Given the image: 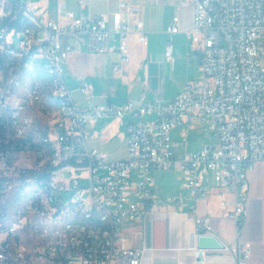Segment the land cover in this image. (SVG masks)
I'll return each instance as SVG.
<instances>
[{
	"label": "built area",
	"instance_id": "obj_1",
	"mask_svg": "<svg viewBox=\"0 0 264 264\" xmlns=\"http://www.w3.org/2000/svg\"><path fill=\"white\" fill-rule=\"evenodd\" d=\"M37 2L0 0V132H6L0 139V264H141L142 250L126 246L121 223L156 209L155 175L172 167L181 171L180 186L192 192L193 201L207 198L210 183L229 192L228 216L238 222L247 172L264 162V0H183L192 8L194 45L186 56L198 61L201 76L169 100L94 107H80L72 96L79 90L89 101V82L75 79L71 90L59 72L81 45L91 53L115 51L111 69L124 76L127 13L68 10L67 22L60 24ZM119 8L128 10V0H119ZM23 14L41 21L42 40H33ZM166 30L179 28L171 23ZM134 31L145 44L140 19ZM171 50L167 41V59ZM33 53H43L52 65L56 109L42 106ZM26 67H34L33 90L24 89ZM126 114L152 118L128 123L123 158L87 145L90 118ZM196 124L210 141L176 159L171 129ZM70 200H79L80 209L70 208ZM170 200L181 210H194L185 196ZM194 223L198 234L211 233L210 216L196 215ZM249 251L250 243L241 240L229 249L239 263ZM205 253L195 250L200 260Z\"/></svg>",
	"mask_w": 264,
	"mask_h": 264
},
{
	"label": "crops",
	"instance_id": "obj_2",
	"mask_svg": "<svg viewBox=\"0 0 264 264\" xmlns=\"http://www.w3.org/2000/svg\"><path fill=\"white\" fill-rule=\"evenodd\" d=\"M128 2V10L119 8V0H85L82 5L78 4L77 0H38L37 3L41 12L60 24L67 22L64 13L68 10L76 14H110L117 10L127 13L130 31L126 36L129 52V60L125 64L126 73L120 76L112 71L110 66L117 59V53L109 51L103 54L102 61L99 60L96 66L101 72H106L110 68L113 76L105 75V79L100 76L99 79L112 85L113 80L117 78L122 86H125L128 96H113L117 101L120 99L121 104L116 105H122L128 99L134 102L169 100L182 89L187 81L198 79L201 76L198 61L186 56V53L194 47L189 31L192 24L191 5L183 3V0H160L158 2L128 0ZM136 19L143 22L145 44L139 42L138 35L134 31ZM171 23L178 26L177 32L166 30ZM167 41L172 44L169 59L164 55ZM67 68L66 65V70ZM75 79L79 78L75 77ZM137 84L142 87L140 93L136 92ZM102 96V100L106 101L105 104L113 103L106 96ZM144 116L152 115L130 114L124 121L121 120L124 116L121 118H90L87 127L93 128L92 124L89 125L91 119L100 121L96 122L95 129L89 133V136L87 133V142L93 136L99 139L100 144L118 138L125 141L124 154L126 155V127L129 122L146 121L151 118H144ZM108 155L112 157L109 153ZM174 156L179 159L184 156V153L174 152ZM159 172L161 170L156 173L155 181ZM179 180L181 181V175ZM247 183L244 212L237 217L239 223L233 217L228 216L233 207L232 195L216 187L214 183H210L207 188V198L196 201L192 200V192L183 187L181 188L185 189V193L160 199L158 195L160 187L155 183L158 190L156 209L149 211L142 218L125 219L121 223L124 226L122 232L126 246L142 250L141 264H264V162H256L253 165L248 172ZM178 196H185L194 205V210H181L175 202L170 200ZM196 215L210 216L211 233L224 245V248L206 249L205 257L201 260L195 254L196 236L198 235L194 223ZM237 240L250 243L248 257L241 263L233 253L229 252Z\"/></svg>",
	"mask_w": 264,
	"mask_h": 264
},
{
	"label": "rangeland",
	"instance_id": "obj_3",
	"mask_svg": "<svg viewBox=\"0 0 264 264\" xmlns=\"http://www.w3.org/2000/svg\"><path fill=\"white\" fill-rule=\"evenodd\" d=\"M104 53H91L88 52L87 49L83 46H77V49L71 53L67 59V70H65V82L67 83L69 89H75L77 87V81L75 77L81 79H87L91 86V96L89 97V101L86 100L85 95L79 90L72 91L73 99L76 104L80 107H94L98 105H105L106 101H103V96L109 98L113 103V105L121 104L120 99L117 101L113 98V96H128L126 94L125 86L119 82L117 78H115L112 85L106 84L104 81L100 80V76H103L105 79V75L108 77L113 76L110 68L107 69L106 72H101L97 68V63L102 61V57ZM111 67V66H110ZM102 73V74H101ZM142 85V84H141ZM144 86V85H143ZM140 85H136V92H141ZM125 89V90H124ZM128 89V86H127ZM102 97V98H101ZM134 101V100H133ZM136 102V101H135ZM107 104V103H106ZM130 114L121 118L124 121ZM152 118V116H144V118ZM99 119H91L89 121V125L92 124V127H87V133H92L95 129L96 122H99ZM203 125L196 124L193 128L186 129L182 125H178L171 130V145L172 150L175 153H186L187 151L197 149L201 147L203 144L208 143L210 141L209 132L203 129ZM91 136V135H90ZM89 147H96L98 150H103L109 153L112 157L120 158L125 155V141L115 138L111 140V142L100 144L99 139L95 136L90 137L88 142ZM249 172V171H248ZM247 172V175H248ZM181 175V171L176 168H168L163 169L161 172L157 174L156 177V185L159 188V198H166V196L182 194L185 193V189H182L180 186L181 181L179 177ZM156 176V175H155ZM122 231H124V226L121 225Z\"/></svg>",
	"mask_w": 264,
	"mask_h": 264
},
{
	"label": "bare ground",
	"instance_id": "obj_4",
	"mask_svg": "<svg viewBox=\"0 0 264 264\" xmlns=\"http://www.w3.org/2000/svg\"><path fill=\"white\" fill-rule=\"evenodd\" d=\"M23 22H27L28 30H33V40H42L43 29H41V21L33 20L32 14H23ZM33 61L35 64V83L37 92H41L42 106L45 109H56L57 101H53L52 89L55 86V76L51 74L52 65L43 53H33ZM65 73L59 72V80H65ZM34 67H26L24 72L23 83L24 89L33 90ZM0 139H6V132H0ZM36 144H43V137H36ZM70 208L80 209L79 200H70Z\"/></svg>",
	"mask_w": 264,
	"mask_h": 264
},
{
	"label": "water",
	"instance_id": "obj_5",
	"mask_svg": "<svg viewBox=\"0 0 264 264\" xmlns=\"http://www.w3.org/2000/svg\"><path fill=\"white\" fill-rule=\"evenodd\" d=\"M197 249H219L224 248L222 242L212 233L198 234L196 236Z\"/></svg>",
	"mask_w": 264,
	"mask_h": 264
},
{
	"label": "trees",
	"instance_id": "obj_6",
	"mask_svg": "<svg viewBox=\"0 0 264 264\" xmlns=\"http://www.w3.org/2000/svg\"><path fill=\"white\" fill-rule=\"evenodd\" d=\"M238 223H239V221H238Z\"/></svg>",
	"mask_w": 264,
	"mask_h": 264
}]
</instances>
